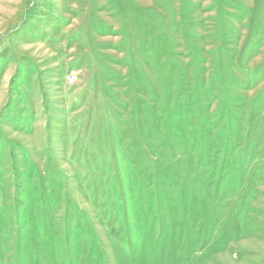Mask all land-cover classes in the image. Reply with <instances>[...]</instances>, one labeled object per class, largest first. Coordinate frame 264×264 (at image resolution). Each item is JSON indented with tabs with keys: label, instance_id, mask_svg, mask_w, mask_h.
<instances>
[{
	"label": "rangeland",
	"instance_id": "374dc122",
	"mask_svg": "<svg viewBox=\"0 0 264 264\" xmlns=\"http://www.w3.org/2000/svg\"><path fill=\"white\" fill-rule=\"evenodd\" d=\"M0 264H264V0H0Z\"/></svg>",
	"mask_w": 264,
	"mask_h": 264
},
{
	"label": "built area",
	"instance_id": "2783aa9c",
	"mask_svg": "<svg viewBox=\"0 0 264 264\" xmlns=\"http://www.w3.org/2000/svg\"><path fill=\"white\" fill-rule=\"evenodd\" d=\"M76 71H69L68 72V83L69 84H74L76 82Z\"/></svg>",
	"mask_w": 264,
	"mask_h": 264
}]
</instances>
